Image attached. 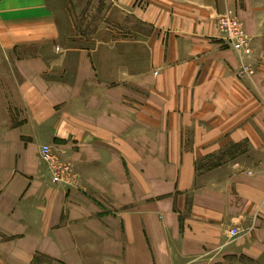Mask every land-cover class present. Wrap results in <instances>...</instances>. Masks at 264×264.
<instances>
[{
  "label": "crops",
  "instance_id": "crops-1",
  "mask_svg": "<svg viewBox=\"0 0 264 264\" xmlns=\"http://www.w3.org/2000/svg\"><path fill=\"white\" fill-rule=\"evenodd\" d=\"M35 257L264 264V0H0V264Z\"/></svg>",
  "mask_w": 264,
  "mask_h": 264
},
{
  "label": "built area",
  "instance_id": "built-area-1",
  "mask_svg": "<svg viewBox=\"0 0 264 264\" xmlns=\"http://www.w3.org/2000/svg\"><path fill=\"white\" fill-rule=\"evenodd\" d=\"M218 28L222 41L230 46L241 59H246L252 54L251 42L246 35L242 23L235 17L224 14L218 18ZM243 71H247V66H242ZM42 160L47 164L54 184L67 183L71 169L68 163L58 159L49 146L44 145L40 149ZM230 234H236V230H230Z\"/></svg>",
  "mask_w": 264,
  "mask_h": 264
},
{
  "label": "rangeland",
  "instance_id": "rangeland-1",
  "mask_svg": "<svg viewBox=\"0 0 264 264\" xmlns=\"http://www.w3.org/2000/svg\"><path fill=\"white\" fill-rule=\"evenodd\" d=\"M106 7V2L103 1L102 4L97 8V11H99V9H101V12L104 10V8ZM94 12L95 9H94ZM90 16V13L88 14ZM78 21V24L80 27V30L84 32V29H86V27L89 25V24H95L97 23L98 21V18L97 17H94V18H84V19H77ZM84 34V33H83ZM237 150V153H243L245 151V148L244 147H238L236 148ZM32 264H52V261L51 260H48V259H44L42 257H35L33 260H32Z\"/></svg>",
  "mask_w": 264,
  "mask_h": 264
}]
</instances>
